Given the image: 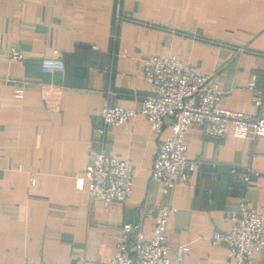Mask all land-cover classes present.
<instances>
[{"label":"crops","instance_id":"0c3cea01","mask_svg":"<svg viewBox=\"0 0 264 264\" xmlns=\"http://www.w3.org/2000/svg\"><path fill=\"white\" fill-rule=\"evenodd\" d=\"M10 47L25 58L11 59ZM174 55L214 74L233 95L221 106L264 112L250 76L264 87V0H0V264H111L126 222L153 235L152 209L167 200L172 264H234L215 231L232 229L243 202L264 212V136L186 135L198 166L167 198L152 177L161 134L143 114L120 125L106 101L142 107L152 91L144 60ZM59 56L63 71H45ZM232 128V127H231ZM129 159L133 192L111 205L90 192L95 153ZM254 167L249 180L232 172ZM186 245L182 261L175 248ZM252 264H264V250Z\"/></svg>","mask_w":264,"mask_h":264},{"label":"built area","instance_id":"2783aa9c","mask_svg":"<svg viewBox=\"0 0 264 264\" xmlns=\"http://www.w3.org/2000/svg\"><path fill=\"white\" fill-rule=\"evenodd\" d=\"M11 59L21 61L25 54L21 49L10 47ZM45 71H63L65 61L59 56H47L43 60ZM144 76L152 91L143 100L142 107L124 106L106 101L102 116L110 125H120L143 114L151 128L161 134L170 121L172 133L159 144L152 166V177L162 183L165 198L179 183H187L198 166L190 154L186 135L193 123H198L205 135L222 138L264 136V112L248 113L221 106L225 98L233 95V89H225L214 74L201 73L197 65L185 62L174 55H152L144 60ZM257 73L250 76L248 87L256 106L263 103L264 87L257 83ZM232 127V128H231ZM236 175L249 180L259 175L254 167L233 169ZM91 179L90 192L101 198L105 205L114 201H126L133 192L134 166L129 159L104 152L95 153L88 166ZM177 207L164 200L152 209L153 235L147 238L138 222H126L117 240L111 264H172L169 256L168 230L171 216ZM213 244L225 243L234 264H252L255 252L264 250V212L243 202L234 215L229 231L213 233ZM188 248H175V257L182 261ZM24 264H44L26 262Z\"/></svg>","mask_w":264,"mask_h":264}]
</instances>
